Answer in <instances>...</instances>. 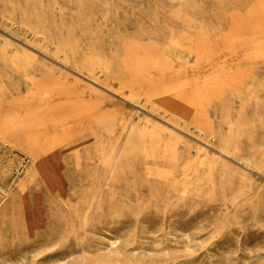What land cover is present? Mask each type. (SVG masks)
Segmentation results:
<instances>
[{"label": "rangeland", "instance_id": "374dc122", "mask_svg": "<svg viewBox=\"0 0 264 264\" xmlns=\"http://www.w3.org/2000/svg\"><path fill=\"white\" fill-rule=\"evenodd\" d=\"M0 188V264H264V0H0Z\"/></svg>", "mask_w": 264, "mask_h": 264}, {"label": "bare ground", "instance_id": "6f19581e", "mask_svg": "<svg viewBox=\"0 0 264 264\" xmlns=\"http://www.w3.org/2000/svg\"><path fill=\"white\" fill-rule=\"evenodd\" d=\"M177 49H178L180 55L184 59L185 58H189L191 56V54H192V50L187 48V47H185V46H183L182 44L178 45ZM75 126L76 125H66V126H63V127L59 128L57 130H54L52 132H48L46 134L36 133V134L29 135L28 138L33 144L38 146L44 152V150H43V146L44 145H47L50 149H52V148H54L55 146H57L59 144H62L64 142H66V141L71 140L73 137L68 135L66 132L62 131V129L66 128L67 132H68V131H71V129L73 127H75ZM40 165L39 166H34L32 164L30 166H27L26 169L24 170L23 174L27 173L30 169H34V168L38 169L40 167ZM42 177L45 180H47V181H53L54 182L56 180V173L52 169L51 171L44 173L42 175ZM28 183H26L22 188H25ZM0 191H2L1 188H0Z\"/></svg>", "mask_w": 264, "mask_h": 264}]
</instances>
